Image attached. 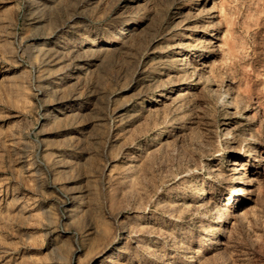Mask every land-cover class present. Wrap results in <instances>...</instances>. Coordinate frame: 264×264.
<instances>
[{"label":"rangeland","instance_id":"obj_1","mask_svg":"<svg viewBox=\"0 0 264 264\" xmlns=\"http://www.w3.org/2000/svg\"><path fill=\"white\" fill-rule=\"evenodd\" d=\"M0 264H264V0H0Z\"/></svg>","mask_w":264,"mask_h":264},{"label":"bare ground","instance_id":"obj_2","mask_svg":"<svg viewBox=\"0 0 264 264\" xmlns=\"http://www.w3.org/2000/svg\"><path fill=\"white\" fill-rule=\"evenodd\" d=\"M183 59H184V57H183ZM188 64V62H185V66H188V68H189V64ZM191 67V66H190ZM178 68H180V69H184V67H182V66H179ZM196 70V69H195ZM194 70V71H195ZM236 163V162H235ZM111 245H112V242L111 243H109V244H107L105 247H104V250H103V252L104 251H106V250H108L110 247H111ZM109 262H115V263H117L116 261H117V259H114V258H112V257H109L108 259H107Z\"/></svg>","mask_w":264,"mask_h":264}]
</instances>
